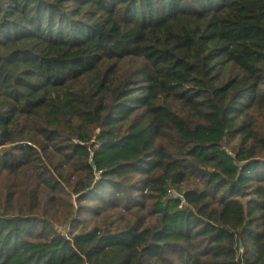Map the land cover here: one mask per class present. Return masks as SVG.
Returning a JSON list of instances; mask_svg holds the SVG:
<instances>
[{"label":"trees","instance_id":"1","mask_svg":"<svg viewBox=\"0 0 264 264\" xmlns=\"http://www.w3.org/2000/svg\"><path fill=\"white\" fill-rule=\"evenodd\" d=\"M0 264H264V0H0Z\"/></svg>","mask_w":264,"mask_h":264}]
</instances>
